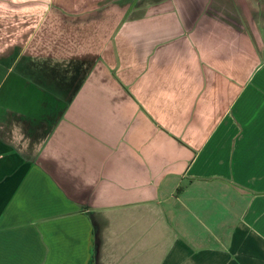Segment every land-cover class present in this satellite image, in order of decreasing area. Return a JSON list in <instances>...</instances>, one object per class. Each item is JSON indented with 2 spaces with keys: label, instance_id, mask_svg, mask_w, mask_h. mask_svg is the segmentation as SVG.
Listing matches in <instances>:
<instances>
[{
  "label": "crops",
  "instance_id": "crops-1",
  "mask_svg": "<svg viewBox=\"0 0 264 264\" xmlns=\"http://www.w3.org/2000/svg\"><path fill=\"white\" fill-rule=\"evenodd\" d=\"M0 264H264V0H0Z\"/></svg>",
  "mask_w": 264,
  "mask_h": 264
}]
</instances>
